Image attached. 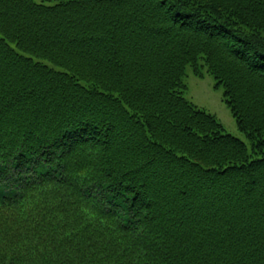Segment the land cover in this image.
I'll list each match as a JSON object with an SVG mask.
<instances>
[{
  "label": "trees",
  "instance_id": "16d2710c",
  "mask_svg": "<svg viewBox=\"0 0 264 264\" xmlns=\"http://www.w3.org/2000/svg\"><path fill=\"white\" fill-rule=\"evenodd\" d=\"M0 264H264V0H0Z\"/></svg>",
  "mask_w": 264,
  "mask_h": 264
},
{
  "label": "rangeland",
  "instance_id": "374dc122",
  "mask_svg": "<svg viewBox=\"0 0 264 264\" xmlns=\"http://www.w3.org/2000/svg\"><path fill=\"white\" fill-rule=\"evenodd\" d=\"M186 83L188 85L185 91L186 98L215 114L226 132L244 140L250 146L246 133L239 129L235 117L224 101L223 89L214 87L215 79L211 74L206 73L203 78H200L194 75L191 69H188Z\"/></svg>",
  "mask_w": 264,
  "mask_h": 264
}]
</instances>
